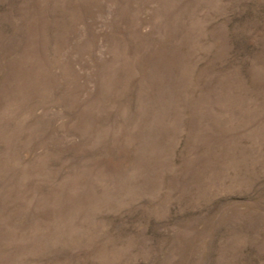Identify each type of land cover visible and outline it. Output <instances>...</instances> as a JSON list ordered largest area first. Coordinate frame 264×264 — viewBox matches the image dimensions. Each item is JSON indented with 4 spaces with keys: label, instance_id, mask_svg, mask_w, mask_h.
Masks as SVG:
<instances>
[{
    "label": "rangeland",
    "instance_id": "1",
    "mask_svg": "<svg viewBox=\"0 0 264 264\" xmlns=\"http://www.w3.org/2000/svg\"><path fill=\"white\" fill-rule=\"evenodd\" d=\"M0 264H264V0H0Z\"/></svg>",
    "mask_w": 264,
    "mask_h": 264
}]
</instances>
